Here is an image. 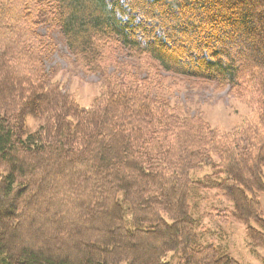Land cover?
<instances>
[{
  "label": "trees",
  "instance_id": "1",
  "mask_svg": "<svg viewBox=\"0 0 264 264\" xmlns=\"http://www.w3.org/2000/svg\"><path fill=\"white\" fill-rule=\"evenodd\" d=\"M54 34L99 77L88 108L46 70ZM168 75L253 117L212 128L163 95ZM263 165L264 0H0V264H240L193 207L219 192L221 221L264 248Z\"/></svg>",
  "mask_w": 264,
  "mask_h": 264
},
{
  "label": "rangeland",
  "instance_id": "2",
  "mask_svg": "<svg viewBox=\"0 0 264 264\" xmlns=\"http://www.w3.org/2000/svg\"><path fill=\"white\" fill-rule=\"evenodd\" d=\"M42 33H45L44 30ZM53 39L56 41L57 50L46 62V70L54 72L55 80L61 84L64 92L72 95L81 107H90L98 95L99 77L88 76L79 71L59 35L54 34ZM163 83L170 88L169 93H163L165 97L171 102L183 104L190 115H200L212 128L231 132L244 120L253 117L252 109L229 93V88L218 91L212 85L198 84L193 80L171 75L165 77ZM24 123L26 134L35 131L41 124L32 115L26 116ZM206 173H209L208 170L201 175ZM198 174L199 172L193 171L192 178ZM259 200L264 215V193L260 194ZM231 209V203L222 199L219 192L199 193L193 214L198 218L200 241L222 248L224 253L240 264H264V248L251 244L244 225L231 217H228V223L225 224L218 217L227 214L223 211Z\"/></svg>",
  "mask_w": 264,
  "mask_h": 264
}]
</instances>
